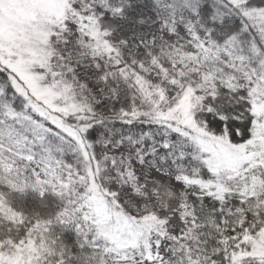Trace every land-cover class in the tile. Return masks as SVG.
Returning <instances> with one entry per match:
<instances>
[{
	"label": "snow or ice",
	"instance_id": "obj_1",
	"mask_svg": "<svg viewBox=\"0 0 264 264\" xmlns=\"http://www.w3.org/2000/svg\"><path fill=\"white\" fill-rule=\"evenodd\" d=\"M0 264H264V0H0Z\"/></svg>",
	"mask_w": 264,
	"mask_h": 264
}]
</instances>
